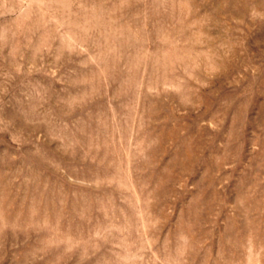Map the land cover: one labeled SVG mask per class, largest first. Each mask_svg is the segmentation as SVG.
Masks as SVG:
<instances>
[{
	"label": "rangeland",
	"instance_id": "obj_1",
	"mask_svg": "<svg viewBox=\"0 0 264 264\" xmlns=\"http://www.w3.org/2000/svg\"><path fill=\"white\" fill-rule=\"evenodd\" d=\"M0 264H264V0H0Z\"/></svg>",
	"mask_w": 264,
	"mask_h": 264
}]
</instances>
